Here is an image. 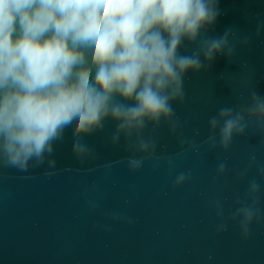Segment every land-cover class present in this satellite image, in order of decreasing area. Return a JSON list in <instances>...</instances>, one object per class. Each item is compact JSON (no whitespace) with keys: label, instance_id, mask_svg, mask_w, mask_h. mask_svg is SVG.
Segmentation results:
<instances>
[{"label":"clouds","instance_id":"obj_1","mask_svg":"<svg viewBox=\"0 0 264 264\" xmlns=\"http://www.w3.org/2000/svg\"><path fill=\"white\" fill-rule=\"evenodd\" d=\"M219 0H0V169L27 173L42 167L46 176L56 154L68 146L83 163L93 157L88 140L107 125L110 145L129 153V173L148 161H160L154 135L162 126L187 143L175 112L185 99L189 74H200L218 57L231 59L239 37L229 29L210 32L220 15ZM264 30L259 23L257 32ZM238 104H222L207 121L203 141L209 151L227 153L235 140L255 132L264 137V94L250 87ZM151 130V131H149ZM227 160L217 161L216 175ZM111 167V165H105ZM168 167H172L168 158ZM255 167L256 177L248 178ZM191 171L178 172L173 188H182ZM247 180L234 196L225 219L224 202L216 199L217 233L229 223L247 241L262 217L264 165L252 156L238 173ZM259 178V179H258ZM95 210V203H90ZM122 220L123 217L115 216ZM130 222V221H129Z\"/></svg>","mask_w":264,"mask_h":264},{"label":"water","instance_id":"obj_2","mask_svg":"<svg viewBox=\"0 0 264 264\" xmlns=\"http://www.w3.org/2000/svg\"><path fill=\"white\" fill-rule=\"evenodd\" d=\"M218 7L210 34L231 29L249 43L185 80V99L175 112L185 147L194 143L199 150L178 155V138L162 126L154 135L157 156L164 159L131 174L118 163L129 153L123 143L110 145L113 128L107 125L88 140L94 154L86 162L65 146L51 176L42 167L27 173L0 169V264H264V218L245 241L231 223L217 233L213 207L216 199L224 202L227 220L234 196L247 183L238 173L253 155L264 165V137L251 132L227 153L203 144L208 118L220 105L242 103L250 87L264 94V30L257 32L264 0H219ZM225 159V175L213 179L217 161ZM189 170V182L174 189L175 175ZM252 177L255 167L248 170ZM261 209L264 217V195Z\"/></svg>","mask_w":264,"mask_h":264}]
</instances>
